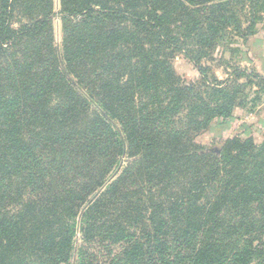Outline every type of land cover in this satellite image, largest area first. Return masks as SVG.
<instances>
[{"label": "trees", "instance_id": "obj_1", "mask_svg": "<svg viewBox=\"0 0 264 264\" xmlns=\"http://www.w3.org/2000/svg\"><path fill=\"white\" fill-rule=\"evenodd\" d=\"M262 13L264 0H0V264H264V141H194L242 87L201 67L186 85L172 63L197 64L229 26L253 35Z\"/></svg>", "mask_w": 264, "mask_h": 264}, {"label": "rangeland", "instance_id": "obj_2", "mask_svg": "<svg viewBox=\"0 0 264 264\" xmlns=\"http://www.w3.org/2000/svg\"><path fill=\"white\" fill-rule=\"evenodd\" d=\"M247 11L248 9H245L240 16L242 30H247L252 21L249 15L245 14ZM260 15L263 17V20H256V23H254L256 32L253 35L260 30L264 31V13ZM54 30L55 44L59 46L61 43V32L60 23L57 18L54 20ZM226 30L227 32L223 41L218 43L212 50L207 51L209 55H206L204 58L201 57L197 64L192 63L180 52L174 54L172 58L173 68L177 76L186 85H201L202 78L198 71V67H201L205 68L209 82H212L213 78H216L221 82L226 80L231 81V86L239 84L242 87V91L239 94L227 93L235 102L231 117L226 120L215 119L207 130L199 132L194 137V141L197 144L209 149H218L226 140L234 137H239L243 140L252 139L256 144L264 141V83L259 82L257 79H251L249 76V74H258L253 69V64H250L253 53L249 52V45H246L249 38L253 35L243 37L232 26H229ZM243 59L250 60V62L247 64ZM236 69L245 71L238 79L233 75ZM258 75L264 78L263 75ZM81 239V236L78 235L75 249L79 251L85 247L89 248ZM92 246L94 245L91 244ZM89 250L93 252L97 249L93 250L89 248ZM82 261H85V259L81 258L80 262ZM80 262L77 260L76 253H74L67 264H80Z\"/></svg>", "mask_w": 264, "mask_h": 264}, {"label": "crops", "instance_id": "obj_3", "mask_svg": "<svg viewBox=\"0 0 264 264\" xmlns=\"http://www.w3.org/2000/svg\"><path fill=\"white\" fill-rule=\"evenodd\" d=\"M246 45H249V52L253 53V58L251 59L252 62H250V60L247 61L245 59H243V61L245 60L247 64L248 62H250V64H253V69L258 74L264 76V31L260 30L258 33L250 37Z\"/></svg>", "mask_w": 264, "mask_h": 264}, {"label": "water", "instance_id": "obj_4", "mask_svg": "<svg viewBox=\"0 0 264 264\" xmlns=\"http://www.w3.org/2000/svg\"><path fill=\"white\" fill-rule=\"evenodd\" d=\"M114 176H115V175H114ZM114 176H112L111 179H112ZM111 179H110V180H111Z\"/></svg>", "mask_w": 264, "mask_h": 264}]
</instances>
